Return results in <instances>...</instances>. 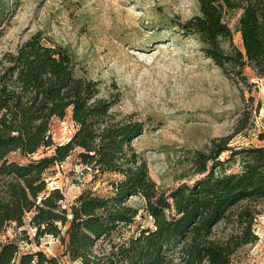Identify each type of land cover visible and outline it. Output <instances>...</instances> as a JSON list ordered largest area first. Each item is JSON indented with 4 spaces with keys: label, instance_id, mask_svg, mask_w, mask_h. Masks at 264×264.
Returning <instances> with one entry per match:
<instances>
[{
    "label": "trees",
    "instance_id": "obj_1",
    "mask_svg": "<svg viewBox=\"0 0 264 264\" xmlns=\"http://www.w3.org/2000/svg\"><path fill=\"white\" fill-rule=\"evenodd\" d=\"M16 1L0 0V39ZM195 1L198 14L173 26L195 36L203 55L251 94L254 84L245 69L264 77V0ZM239 11L235 31L241 48L225 20ZM76 66L72 51L46 44L41 31L0 57V264H62L43 251L21 252L16 237L7 234L13 225L26 234L27 215L33 239L59 240L72 263L233 264L239 249L258 240L253 227L257 205L264 202V147H231L234 135L215 139L207 150L190 151L181 161L189 168L180 179L196 180L161 190L133 146L152 119L116 109L123 97L120 86L77 75ZM248 98L252 106L239 115L237 134L261 109L260 100L253 107L254 97ZM67 115L75 131L56 143L52 124ZM225 152L228 157L221 159ZM13 153L26 161L10 159ZM72 154L95 175L118 176L111 181V194L85 189L64 204V192L50 187L46 175ZM234 164L239 171L228 172ZM137 196L152 226L128 236L140 214L129 203ZM222 222L232 229L215 237Z\"/></svg>",
    "mask_w": 264,
    "mask_h": 264
},
{
    "label": "rangeland",
    "instance_id": "obj_2",
    "mask_svg": "<svg viewBox=\"0 0 264 264\" xmlns=\"http://www.w3.org/2000/svg\"><path fill=\"white\" fill-rule=\"evenodd\" d=\"M9 25L0 39V57L17 48L32 34L41 31L44 42L69 48L77 62L76 74L106 83L115 81L123 91L116 109L134 113L141 119H152L147 130L134 140L133 146L147 161L149 174L161 190H170L182 182L192 183L198 176L180 175L189 168L182 163L190 151L207 150L213 140L234 135L229 146L264 147V77L257 78L245 69L253 92L234 80L226 78L221 69L206 58L195 36L173 26L198 14L195 0H17ZM239 12L225 20L234 31L233 41L241 48L240 35L235 31ZM261 101L259 113L254 114L251 126L235 133L237 119L249 107ZM75 131L67 115L55 120L51 132L56 143L65 142ZM43 152V151H42ZM45 153L49 151H44ZM43 152V153H44ZM41 154V153H40ZM38 156V155H37ZM228 152L221 155L226 159ZM10 159L25 162L18 153ZM76 155L72 154L64 167L47 173L49 186L60 188L65 205L72 203L85 189L111 194L115 175L91 171H73ZM234 164L228 172L239 171ZM129 203L140 214L126 235L137 234L140 227H151L144 219L143 200L132 197ZM253 230L258 240L239 249L233 264H264V202L257 205ZM30 215L22 229L14 225L7 234L16 237L21 252L43 251L56 256L62 264L72 263L64 255L59 240L45 236L34 240ZM12 229V230H11ZM232 227L222 222L215 229V237H225ZM25 236L29 237L28 239Z\"/></svg>",
    "mask_w": 264,
    "mask_h": 264
},
{
    "label": "built area",
    "instance_id": "obj_3",
    "mask_svg": "<svg viewBox=\"0 0 264 264\" xmlns=\"http://www.w3.org/2000/svg\"><path fill=\"white\" fill-rule=\"evenodd\" d=\"M72 124H73V122H72ZM74 125V124H73ZM74 128H75V126H74ZM64 167V163H57L56 165H55V168L57 169V170H59L60 168H63ZM73 171H75L76 173H78V174H81L82 172H85V173H87L88 171H91V169L89 168V167H87L86 165H84V164H81V163H75L74 164V167H73ZM34 235H35V229H34ZM76 264H82V263H80V262H76Z\"/></svg>",
    "mask_w": 264,
    "mask_h": 264
}]
</instances>
